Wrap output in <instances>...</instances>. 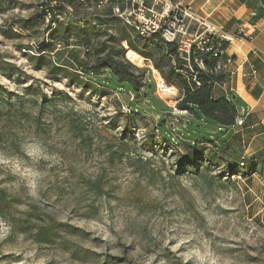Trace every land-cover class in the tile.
Wrapping results in <instances>:
<instances>
[{
  "label": "rangeland",
  "instance_id": "1",
  "mask_svg": "<svg viewBox=\"0 0 264 264\" xmlns=\"http://www.w3.org/2000/svg\"><path fill=\"white\" fill-rule=\"evenodd\" d=\"M45 1L0 0V64L15 66L26 82L20 87L0 68V84L22 94L32 82L48 96L58 93L64 99L44 105L41 115L26 101L27 114L21 116L13 112L19 107L14 95L11 110L0 102L2 113H11L0 126L14 133L13 140L0 142V187L20 198L17 210L29 202L38 205L43 221L58 226L57 235L51 243H38L19 229L12 231L0 217V264H264V180L259 173L254 182L253 175L226 176V159L210 170L201 162L198 170L187 165L183 171L180 157L186 150L177 131L188 127V113L168 119L171 140L150 116L133 122L120 116L133 94L100 96L35 69L29 57L49 38L48 28L41 23L23 30L20 21ZM93 11L84 8L81 16H93ZM60 46V61H71L70 50L83 60L82 47ZM126 57L149 67L150 61L133 49ZM147 74L155 81L154 97L176 106V89L159 93L152 71ZM152 116L155 121L160 117ZM12 120L21 124L11 125ZM210 131V137L220 139L217 128ZM228 146L238 152L236 139ZM200 147L213 151L211 144Z\"/></svg>",
  "mask_w": 264,
  "mask_h": 264
},
{
  "label": "trees",
  "instance_id": "2",
  "mask_svg": "<svg viewBox=\"0 0 264 264\" xmlns=\"http://www.w3.org/2000/svg\"><path fill=\"white\" fill-rule=\"evenodd\" d=\"M98 2L99 0H47L32 17L20 21V27L23 30L39 27L41 23L48 28L49 38L41 41L36 48L38 51H33V55L29 57L34 68L46 70L52 78L63 76L77 83L84 90L87 89L100 96H107L111 91L133 94L132 101L127 102L130 112L124 113L119 108L120 116L128 122L150 116L158 132L165 137L169 135L172 140L174 137L168 119L173 116V109L168 107L163 99L154 97L155 81L147 74L151 69L148 66L140 68L127 59L128 49H133L145 61H150L154 65L169 86L178 89L176 107L188 111L190 117L186 120L188 127H182L177 131L179 141L186 150V154L180 157V169L185 171L188 165L198 170V166L204 162L205 167L210 170L212 166H218V162L226 159L222 166L224 170L226 169V176L241 174L248 177L259 173L264 179L262 155L245 157L239 148H237L238 152H232L228 146L231 138L236 139L238 145L237 136L232 133V129L238 123L239 107L226 95L216 97L214 91L216 86L223 85L229 80L223 68H218L219 64L224 62L226 53L217 57L212 51L194 49L191 54L190 62L193 67L191 70L181 58L178 47L174 43L166 41L159 34L145 38L132 26L126 25L120 18L114 16L113 8L116 0H109V4L101 7H98ZM90 7H95L93 16L84 14L82 17V10ZM58 14L65 15V18L60 20L57 17ZM48 15H50V22L46 24L45 18ZM255 15L261 14L256 12ZM11 33L15 37H20V34L13 30ZM122 42L127 45L126 48ZM228 44L223 42L222 46L227 49ZM58 45H61L62 49H68L72 45L82 47L85 49L83 60L75 53V50H70L71 61H60L61 50ZM48 53H55L56 59L50 58ZM0 68L19 86L26 84L15 66L0 64ZM80 74L84 78H81ZM57 94H53V97L48 96L39 84L32 82L23 87L22 94L12 93L0 84V102L5 106L8 105L7 109L11 110V107L16 105L11 100L14 95L19 101V107L13 112L20 116L23 113L27 114L23 109L26 101L37 108L41 115L44 105H55L56 100H64ZM10 114H4L0 110V119ZM153 114L159 115V119L155 121ZM164 119L167 121L164 122ZM20 121L12 120L11 125L18 126L21 124ZM38 123L37 117L34 130L39 128ZM210 123L212 127L209 126ZM199 126L202 127V130L198 129L199 133L192 131L197 130ZM213 127L217 128V133H214L220 134L221 136L218 135L220 139L210 137L209 134L213 133L210 130L215 129ZM130 136V132L123 134V138ZM13 137V128L10 132L5 126H0V142L13 140ZM202 143L211 144L213 151L204 152L200 147ZM219 152L222 154L219 155ZM242 160L243 166L240 165ZM21 205L19 197L10 195L5 188L0 187V217L9 222L11 230L19 229L38 243L53 242L58 226L43 221L38 205L29 202L25 210H17ZM71 230L75 229L71 228Z\"/></svg>",
  "mask_w": 264,
  "mask_h": 264
},
{
  "label": "crops",
  "instance_id": "3",
  "mask_svg": "<svg viewBox=\"0 0 264 264\" xmlns=\"http://www.w3.org/2000/svg\"><path fill=\"white\" fill-rule=\"evenodd\" d=\"M191 5L199 15L208 17L225 30H244L248 40L235 39L228 45L226 58L233 60L225 68L229 80L214 88L215 96L226 95L239 107L244 122L236 124L238 148L245 157H264V2L262 0H179ZM259 12L261 15H255ZM255 48L263 52L259 55ZM145 60V59H144ZM255 68L256 72H252ZM261 178L257 173L252 174Z\"/></svg>",
  "mask_w": 264,
  "mask_h": 264
},
{
  "label": "built area",
  "instance_id": "4",
  "mask_svg": "<svg viewBox=\"0 0 264 264\" xmlns=\"http://www.w3.org/2000/svg\"><path fill=\"white\" fill-rule=\"evenodd\" d=\"M98 3V7H101L109 4V0H99ZM115 3L113 8L114 16L116 15L126 25L132 26L145 38L159 34L166 41L174 43L178 47L181 58L191 70L193 67L190 61L194 49L212 51L215 56L220 57L227 52V49L222 46L223 42L230 43L235 39H250V36L244 30L231 33L225 30L223 26L211 21L208 17L199 15L193 10L191 5L184 4L179 0H116ZM48 17L50 15L47 16V20ZM57 17L62 20L65 15L58 14ZM255 52L263 55V52L257 48H255ZM232 61L231 57H228L225 62L219 64L218 68H225ZM149 67L156 80L159 93H161L160 89L169 85L152 63L149 64ZM252 72H256L255 68H253ZM171 87L169 86V88ZM176 92L179 96L178 89H176ZM122 109L124 113L130 112L125 106H122ZM172 109V113L175 115L188 113V111L176 106L172 107ZM237 121L238 125L244 122L241 118ZM240 165H244L243 160L240 161ZM233 177L240 179L242 175L237 174Z\"/></svg>",
  "mask_w": 264,
  "mask_h": 264
},
{
  "label": "bare ground",
  "instance_id": "5",
  "mask_svg": "<svg viewBox=\"0 0 264 264\" xmlns=\"http://www.w3.org/2000/svg\"><path fill=\"white\" fill-rule=\"evenodd\" d=\"M169 86H166V88H162L160 89V92H163V89H168ZM161 88V87H160ZM169 92H171L170 90H168Z\"/></svg>",
  "mask_w": 264,
  "mask_h": 264
}]
</instances>
